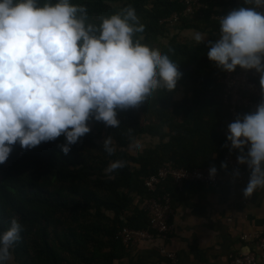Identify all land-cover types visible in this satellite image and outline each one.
I'll return each mask as SVG.
<instances>
[{"label":"trees","instance_id":"obj_1","mask_svg":"<svg viewBox=\"0 0 264 264\" xmlns=\"http://www.w3.org/2000/svg\"><path fill=\"white\" fill-rule=\"evenodd\" d=\"M57 2L37 0L38 6ZM70 2L86 6L87 22L97 26L102 17L134 7L144 31L133 39L167 54L178 64L181 77L174 90L159 89L137 108L117 109V128L90 118L91 131L72 145L67 155L58 147L66 143L64 135L32 149H22L19 142L13 146L8 160L0 164V234L14 217L22 224L21 239L13 248L18 264H112L125 250L116 238L118 231L123 227L148 228L147 214L136 203L137 198L170 193L174 202L197 184L186 182L179 187L168 180L154 193L145 187V177L169 160L187 168L213 165L222 169L225 162L230 106L224 87L218 83L216 64L208 59V41L219 37L221 16L251 5L236 0H202L206 7L190 15L187 0ZM175 15L179 21L170 22ZM189 30L205 35V41L198 44L184 38ZM174 31L177 34L173 35ZM161 38H168L169 43ZM252 79L259 83L256 71ZM247 113L248 108H240L241 117ZM90 124L110 131L113 155L96 143L98 134ZM144 135L159 141L137 155L129 154L127 147ZM116 160L126 162L125 166L106 172ZM220 193L224 201L231 195L227 188Z\"/></svg>","mask_w":264,"mask_h":264},{"label":"clouds","instance_id":"obj_2","mask_svg":"<svg viewBox=\"0 0 264 264\" xmlns=\"http://www.w3.org/2000/svg\"><path fill=\"white\" fill-rule=\"evenodd\" d=\"M219 18V37L208 41V59L226 72L255 70L264 93V0H245ZM88 9L70 0H0V164L19 142L32 149L61 135L58 145L67 155L72 145L91 131L90 118L117 128V109L141 106L159 90L172 91L181 77L178 64L158 48L134 40L144 25L132 6L102 17L99 26L88 23ZM98 33V34H97ZM195 41L205 37L197 32ZM129 128V135H131ZM224 146L238 150L237 163L247 165L248 198L264 188V99L256 110L237 115L228 125ZM136 147L139 144L134 142ZM115 153L111 136L102 142ZM110 162L106 172L125 166ZM222 169L227 168L222 162ZM217 173L210 167V178ZM235 175H240L239 169ZM0 234V264L12 259L23 226L17 218Z\"/></svg>","mask_w":264,"mask_h":264},{"label":"crops","instance_id":"obj_3","mask_svg":"<svg viewBox=\"0 0 264 264\" xmlns=\"http://www.w3.org/2000/svg\"><path fill=\"white\" fill-rule=\"evenodd\" d=\"M180 194L173 202L175 234L156 235L153 242L129 249L123 246V254L112 264H170L161 255L162 248L174 253L178 264H230L236 253L259 252L256 240L264 236V188L248 198L231 193L225 201L220 192L201 183ZM143 200L136 199L142 210ZM246 234L254 241L244 240Z\"/></svg>","mask_w":264,"mask_h":264},{"label":"built area","instance_id":"obj_4","mask_svg":"<svg viewBox=\"0 0 264 264\" xmlns=\"http://www.w3.org/2000/svg\"><path fill=\"white\" fill-rule=\"evenodd\" d=\"M189 8L187 14L192 15L204 9L206 6L202 0H187ZM264 12V9H258ZM175 23L179 21V16L175 15L169 19ZM218 72V83L224 87L226 103L230 106V116L227 120L228 125L234 122L237 115H240V108L249 109L250 113L256 110L257 105L264 99V93L261 91L259 83L252 79L255 70H243L239 66L234 72H226L215 67ZM230 145V142H227ZM238 150L229 151L227 147L224 161L227 164L226 169H217L214 178H210L209 169L213 165L203 167L187 168L176 166L172 161L164 162L157 172L143 179L145 187L151 192H157L159 186L172 180L179 187L186 182L201 183L205 186L221 192L227 188L233 194L243 193L250 177V170L247 165L237 163ZM239 169L240 175H235ZM143 210L146 212L149 225L145 229H133L123 227L118 231L116 238L121 241L126 249L137 247L146 243H151L157 236H172L176 232V227L172 222L175 210L170 193L163 196L150 197L143 200ZM244 240L254 241L250 234L243 236ZM256 240V239H255ZM259 252L236 253L232 256L230 264H264V236L256 240ZM161 255L170 262L178 264L177 257L174 253L167 251L165 248L160 250Z\"/></svg>","mask_w":264,"mask_h":264},{"label":"rangeland","instance_id":"obj_5","mask_svg":"<svg viewBox=\"0 0 264 264\" xmlns=\"http://www.w3.org/2000/svg\"><path fill=\"white\" fill-rule=\"evenodd\" d=\"M177 31H174L173 32V35L176 33ZM177 34V33H176ZM182 34V33H180ZM195 34H196V31H185L183 36H186L184 38H188L189 41L191 40H194V37H195ZM172 35V36H173ZM206 38V36H205ZM161 41L165 44H168L169 43V39L168 38H161ZM182 96V92L177 94V98H181ZM91 127L93 129H95L96 133L98 134V138L96 139V143L97 144H102L103 140L106 139L107 137L111 136L112 138V135L109 134V130H107L106 128L102 127V125L100 124H90ZM112 141L114 143V140L112 138ZM159 141L158 138H152V137H149V136H140L138 137L137 139H135L134 141H132V143L127 147V152L131 155H137L140 151H142L145 147L151 145V144H155ZM138 143L139 144V147H136L135 146V143ZM10 264H18L17 261L15 260V256L13 255L12 256V259L9 261Z\"/></svg>","mask_w":264,"mask_h":264}]
</instances>
